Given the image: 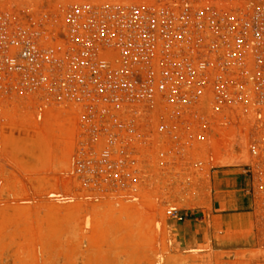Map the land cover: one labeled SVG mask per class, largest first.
Wrapping results in <instances>:
<instances>
[{
  "label": "built area",
  "instance_id": "built-area-1",
  "mask_svg": "<svg viewBox=\"0 0 264 264\" xmlns=\"http://www.w3.org/2000/svg\"><path fill=\"white\" fill-rule=\"evenodd\" d=\"M0 99L53 106L77 173L135 185L208 121L264 119V0H0Z\"/></svg>",
  "mask_w": 264,
  "mask_h": 264
},
{
  "label": "rangeland",
  "instance_id": "rangeland-1",
  "mask_svg": "<svg viewBox=\"0 0 264 264\" xmlns=\"http://www.w3.org/2000/svg\"><path fill=\"white\" fill-rule=\"evenodd\" d=\"M262 120L208 121L185 154L146 157L137 184L115 187L76 172L78 141L53 106L0 99V264H264ZM233 177L245 183L236 197L254 203L250 229L210 219L215 180ZM170 208L191 216L178 222ZM192 220L217 243L186 245L173 224Z\"/></svg>",
  "mask_w": 264,
  "mask_h": 264
},
{
  "label": "crops",
  "instance_id": "crops-1",
  "mask_svg": "<svg viewBox=\"0 0 264 264\" xmlns=\"http://www.w3.org/2000/svg\"><path fill=\"white\" fill-rule=\"evenodd\" d=\"M232 172L227 170L225 173L229 174ZM214 183L216 195L214 196L210 219H220L223 223V228L227 230L250 229L252 224H254V203L247 196L236 197L235 194L237 191L236 187L239 185L244 186L243 180L239 177L218 178ZM173 227L177 236L179 238L182 236L185 239L186 245L191 241L197 243L202 236L205 240L207 235H210L212 242L217 243L214 239L212 228L208 230L205 225H200L193 220L185 223H174ZM204 230L207 233H203Z\"/></svg>",
  "mask_w": 264,
  "mask_h": 264
},
{
  "label": "bare ground",
  "instance_id": "bare-ground-1",
  "mask_svg": "<svg viewBox=\"0 0 264 264\" xmlns=\"http://www.w3.org/2000/svg\"><path fill=\"white\" fill-rule=\"evenodd\" d=\"M33 262V261H32Z\"/></svg>",
  "mask_w": 264,
  "mask_h": 264
}]
</instances>
